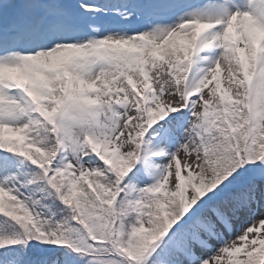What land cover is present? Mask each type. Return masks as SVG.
Returning <instances> with one entry per match:
<instances>
[{"label": "snow or ice", "instance_id": "snow-or-ice-1", "mask_svg": "<svg viewBox=\"0 0 264 264\" xmlns=\"http://www.w3.org/2000/svg\"><path fill=\"white\" fill-rule=\"evenodd\" d=\"M0 264H264V0H0Z\"/></svg>", "mask_w": 264, "mask_h": 264}, {"label": "rangeland", "instance_id": "rangeland-1", "mask_svg": "<svg viewBox=\"0 0 264 264\" xmlns=\"http://www.w3.org/2000/svg\"><path fill=\"white\" fill-rule=\"evenodd\" d=\"M226 76V73L224 74ZM223 78V77H222Z\"/></svg>", "mask_w": 264, "mask_h": 264}]
</instances>
